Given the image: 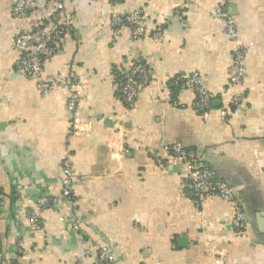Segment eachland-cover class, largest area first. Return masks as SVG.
I'll use <instances>...</instances> for the list:
<instances>
[{"label": "crops", "instance_id": "1", "mask_svg": "<svg viewBox=\"0 0 264 264\" xmlns=\"http://www.w3.org/2000/svg\"><path fill=\"white\" fill-rule=\"evenodd\" d=\"M16 1L0 0V264H98L102 246L119 264H264V0H64L70 35L37 78L20 71L12 44L48 28L56 9L40 2L14 17ZM219 8L236 24L237 43L251 46L237 86L236 44L214 16ZM135 11L148 35L135 41L124 28L115 37L112 14ZM159 26L161 43L150 36ZM137 60L152 79L130 109L119 78ZM194 72L210 94L209 118L193 111L194 93L174 86ZM73 74L82 86L71 113L68 84L40 88ZM176 143L234 191L246 237L234 234L233 201L213 196L199 206L186 195L185 166L160 159ZM66 155L77 175L73 201L37 208L40 197L62 194Z\"/></svg>", "mask_w": 264, "mask_h": 264}, {"label": "built area", "instance_id": "2", "mask_svg": "<svg viewBox=\"0 0 264 264\" xmlns=\"http://www.w3.org/2000/svg\"><path fill=\"white\" fill-rule=\"evenodd\" d=\"M40 2H45L55 6V13L49 19L48 28L39 27L33 32L24 33L17 36L12 44V48L20 52L19 69L28 76L40 77L48 60L55 57L59 50L60 41L70 35L74 16L67 10L64 0H17L12 9L14 17H25L32 12ZM214 16L225 23L224 32L236 46L233 52L232 65L229 72L231 86H237L245 80V60L251 50V46H242L237 43L238 31L236 24L228 13L219 8L214 12ZM142 11H135L120 15L113 13L111 16V27L113 35L119 37L124 28L131 30L132 38L139 41L146 37L147 29L144 24ZM182 19V18H181ZM155 42L161 43L165 39V30L159 26L150 35ZM120 83V99L123 104L133 109L139 98V90L142 86H147L152 79L150 69L140 60L130 65L127 75H122ZM68 84L70 88V98L68 110L71 113L76 111L81 99L82 81L75 74L68 78H57L41 85L40 91L48 93L51 88ZM174 85L180 90H189L195 94L196 99L192 109L202 118H209L213 112L210 94L203 85L202 77L198 72L183 74L174 78ZM241 98L231 101L234 107L239 106ZM2 103L0 102V107ZM223 118L228 116L225 110L221 111ZM77 128V117H75ZM77 130V129H76ZM162 161L174 166L183 164L187 170L188 183L186 195L197 205H201L204 199L216 196L223 200L234 202V218L232 227L237 238L246 237L247 214L243 211L240 201L235 198L231 187L209 167L203 165L196 157H191L181 143L173 144L163 148L160 155ZM62 169L66 178L62 194L58 197L42 196L37 200V208L48 209L55 206L59 201H73L72 186L77 182V175L73 170L70 158L66 155L62 160ZM30 229L39 230V224L34 213L30 214ZM98 264H119L111 254L107 246H102L99 250Z\"/></svg>", "mask_w": 264, "mask_h": 264}, {"label": "trees", "instance_id": "3", "mask_svg": "<svg viewBox=\"0 0 264 264\" xmlns=\"http://www.w3.org/2000/svg\"><path fill=\"white\" fill-rule=\"evenodd\" d=\"M119 81L121 82L122 81V79L121 78H119ZM175 86V85H174Z\"/></svg>", "mask_w": 264, "mask_h": 264}]
</instances>
